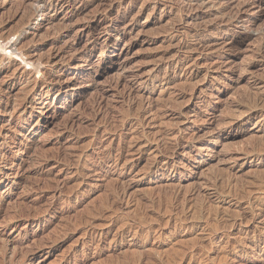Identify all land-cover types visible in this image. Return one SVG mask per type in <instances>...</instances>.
Instances as JSON below:
<instances>
[{"label": "rangeland", "instance_id": "1", "mask_svg": "<svg viewBox=\"0 0 264 264\" xmlns=\"http://www.w3.org/2000/svg\"><path fill=\"white\" fill-rule=\"evenodd\" d=\"M0 264H264V0H0Z\"/></svg>", "mask_w": 264, "mask_h": 264}, {"label": "bare ground", "instance_id": "2", "mask_svg": "<svg viewBox=\"0 0 264 264\" xmlns=\"http://www.w3.org/2000/svg\"><path fill=\"white\" fill-rule=\"evenodd\" d=\"M40 23V22H39ZM16 44V43H15ZM14 47H16V46H14ZM17 49V48H16ZM18 52V51H17ZM23 60H25V59H23ZM27 62V61H26ZM19 64V63H18ZM186 157H187V153L185 154V156H184V160H183V162L185 161V159H186Z\"/></svg>", "mask_w": 264, "mask_h": 264}]
</instances>
